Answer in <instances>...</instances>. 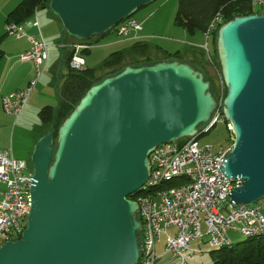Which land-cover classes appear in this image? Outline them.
<instances>
[{"label": "water", "instance_id": "obj_1", "mask_svg": "<svg viewBox=\"0 0 264 264\" xmlns=\"http://www.w3.org/2000/svg\"><path fill=\"white\" fill-rule=\"evenodd\" d=\"M156 0H50L77 41L104 37ZM235 142L222 171L244 186L230 204L264 199V13L221 26L217 41ZM219 104L211 83L178 60L127 66L92 86L63 122L37 140L31 212L20 240L0 247V264H138L142 223L130 198L148 180L160 144L199 137Z\"/></svg>", "mask_w": 264, "mask_h": 264}, {"label": "built area", "instance_id": "obj_2", "mask_svg": "<svg viewBox=\"0 0 264 264\" xmlns=\"http://www.w3.org/2000/svg\"><path fill=\"white\" fill-rule=\"evenodd\" d=\"M254 7L264 9V0H251ZM222 23L218 15L210 24L207 39ZM39 27L38 22L34 23ZM141 24L134 18L120 22L114 31L121 38L137 37ZM7 34L17 38L27 36L16 23H8ZM31 47L20 56V61L31 63L35 72L29 86L3 98L4 111L20 116L43 73L48 46L42 37L29 36ZM93 44L76 43L70 66L76 71L85 70L81 52ZM219 122V113L212 122L199 130L207 133ZM233 146L216 150L212 145H200L197 137L162 144L150 154L151 170L145 189L136 200L142 223V256L138 264H156L168 255L171 262L191 264L201 248L193 246L208 238L214 248L233 246L231 232L246 239L264 236V199L254 205L230 204V194L245 182H232L222 171ZM178 182L171 184L172 182ZM0 183L6 186L0 192V246L20 240L31 211V168L26 161L16 159L9 150L0 152ZM157 188V189H156ZM175 232H172V230ZM165 240V253L159 255L157 247Z\"/></svg>", "mask_w": 264, "mask_h": 264}, {"label": "crops", "instance_id": "obj_3", "mask_svg": "<svg viewBox=\"0 0 264 264\" xmlns=\"http://www.w3.org/2000/svg\"><path fill=\"white\" fill-rule=\"evenodd\" d=\"M21 1L22 0H0V152L8 150L9 138L11 136V143H13L11 149L13 154V148L15 147V143L13 141L15 140V134L13 133V130L15 132L18 128H21L22 130H29L31 138H33V134L36 131L38 132V135L32 145L26 141L20 145V147L23 149L22 151L19 149L18 158L19 160H24L23 158L25 156L31 154L30 151L32 150L35 142H37L39 138L47 134L50 130V126L44 125L41 122L39 118V112L45 106L58 108L60 104L62 85L69 73L67 60L71 53L72 45L70 41L65 40L61 24L58 22V20H56L48 8H39L33 17L24 23L19 24L27 36L22 38L7 36L5 34L7 17ZM36 21L39 24L38 28L34 26ZM189 35H192V41L201 44L198 34L189 33ZM29 36L42 37L49 46V49L47 60L43 66L42 76L36 84L29 102L24 108L22 114L16 117L7 114L4 111L2 100L11 93L26 89L34 77L35 69L33 64L20 61V56L28 51L31 47V44L28 40ZM116 36L119 37L117 34ZM126 40L131 42V46L115 52L124 53L125 60L129 64L137 63L140 59L142 60L144 58L142 52L136 50L134 47L138 42H140L141 45L148 46V54L152 58L154 57V60H164L166 57L165 53L161 52L158 48L145 41H142L140 39V35L133 38L128 37ZM164 52L170 53V51L167 50H164ZM159 54H161L162 57H158ZM110 56L111 55H109V57ZM203 57L204 54L202 55L200 52L197 53L192 59V64L199 62L203 59ZM30 124H33L30 129L20 127L30 126ZM3 132H6L7 134L6 140H3L1 137ZM0 185L4 184L0 183ZM5 189H0V192H3ZM172 232H175V230L173 229ZM163 241L164 240H162V243ZM202 242L205 243L204 241ZM162 243L159 245H162ZM198 245L199 244H197V247H194L200 248ZM161 250L163 253L160 255L165 253L164 245Z\"/></svg>", "mask_w": 264, "mask_h": 264}, {"label": "trees", "instance_id": "obj_4", "mask_svg": "<svg viewBox=\"0 0 264 264\" xmlns=\"http://www.w3.org/2000/svg\"><path fill=\"white\" fill-rule=\"evenodd\" d=\"M49 1L50 0H22L19 5L9 13L6 23H24L25 21L33 17L39 8H48ZM177 2L178 8L174 20V25L176 27L185 29L190 34L202 33L207 36L209 26L212 21L218 15L222 16V23L210 36V39L212 38V44L214 46L215 52L214 57L211 56V60L214 61V63L216 62V64L217 59L219 58L217 57V41L219 29L221 28V26L237 17L263 13V10H261L260 12L255 11V7L251 5V0H177ZM63 35L65 40L73 42H84L70 38L65 32L63 33ZM97 38L100 37H95L91 40H97ZM210 39L208 38V41ZM134 47L136 50L142 52L144 57L142 60L140 59L137 63L129 64L125 60L124 53L115 52L112 53L111 56L104 61L102 67L96 71L87 68L84 71H76L72 69L70 66V60L73 55V50H71V53L68 56L67 60L69 73L62 85L61 101L58 108L45 106L39 112V118L41 122L44 125L50 126V130L48 131V133H51L53 135L55 145L57 144L58 140L59 128L68 118V116L74 111L75 107L79 104L81 99L92 86L101 83L103 80L110 76H114L120 73L127 66L139 67L144 65H153L159 61H180L179 51L175 53L165 52L166 57L164 60H154L148 54L147 45H141L140 42H138ZM88 53H90L89 49H85L82 51V55H86ZM101 71H106L109 73L108 75H106V77H101L97 80V82H95L97 72ZM222 108L223 102L219 103L218 110L220 112V115L222 113V116H224ZM226 124H230V122H227ZM215 127L216 126H214V128ZM206 134L208 133L200 135V138ZM173 183L177 184L178 182H172L171 184ZM136 197L137 195L133 196L132 199L134 200L136 199ZM211 254L213 255V264H264V236L246 239L242 242L233 244V246L231 247L213 250L211 251Z\"/></svg>", "mask_w": 264, "mask_h": 264}, {"label": "rangeland", "instance_id": "obj_5", "mask_svg": "<svg viewBox=\"0 0 264 264\" xmlns=\"http://www.w3.org/2000/svg\"><path fill=\"white\" fill-rule=\"evenodd\" d=\"M177 8H178L177 0H156L152 4L140 8L138 12L133 16V18H135L139 23H141V26L143 28L142 31L139 33L140 39L142 41L151 44L152 46H155L163 53H165L164 50L170 51L172 53L179 51L181 53L180 61L189 64L192 63V59L194 56H196L197 53L200 52L202 53V55L204 54L203 59L200 60L199 62H196L195 65L194 64L193 65L196 68L200 69L205 74L207 80L210 81L211 83L212 94L217 98L219 103H222L227 94V87L224 83V78H223L219 58L217 59V64L216 62L214 63V61L211 60V56L214 57L215 55L214 46L212 44V38L208 41L207 36L205 34L204 37L203 34L197 33L200 38L201 44L192 41L191 38L192 35H189V33L185 29L176 27L174 25ZM254 9L257 12L261 11L260 6H257ZM5 34L9 36L7 34L6 28H5ZM126 39L128 38L121 39V37H117L116 32L113 29L111 33L105 35L104 37L97 38V40L94 39L84 42H73V41L70 42L72 46L76 43H85L87 45L93 44L92 48L89 49L90 53L86 55H82L81 52V55L85 60V65L87 69L96 71L102 67L104 61L109 57V55H111L115 51H119L131 46V42L127 41ZM73 54H74V50H73ZM158 57H162V55L159 54ZM108 73L109 72L106 71L97 72V75L95 77V82H97V80L100 79L101 77L102 78L106 77ZM227 122L229 121H226L224 116H222L220 118V121L215 125L216 127L214 128L213 126L207 132L208 134L202 136L201 138L199 135L198 139L200 145L201 146L212 145L215 147L216 150H219L221 147L223 148H227L228 146L234 147L235 136L232 131L233 126L231 124H226ZM32 125L33 124H30V126H20V127L30 129ZM13 133L15 134L14 136L15 140H13L15 143L14 144L15 147L13 148V155L15 158L19 160L18 158L19 149L20 151H22L23 149L22 147H20V145L23 144L25 141L32 145V143L34 142L35 138L38 135V132L35 131V133L33 134V138L30 137L29 130H22L21 128H18L16 132L13 130ZM1 137L3 140H6L7 138L6 132H3L1 134ZM11 146H13V143H11V136H10L8 150L12 151ZM32 150L30 151L31 154H32ZM31 154L25 156L23 159L25 161H29L31 159ZM5 188L6 187L4 185H0V189H5ZM230 237L234 244L246 240V238L242 237L239 233H235V232H231ZM198 242L194 243L193 246L197 247V244H199L198 246L202 249L203 253L197 254L196 258L193 261H191V264H213V255L211 254V251L217 250L218 248H214L209 243L208 238L205 239L204 241L205 243L203 242L198 243ZM164 243L165 240L163 241L162 245L158 246L159 255L163 253L161 249L163 248ZM156 264H178V263L171 262L170 257L166 255L163 256Z\"/></svg>", "mask_w": 264, "mask_h": 264}, {"label": "bare ground", "instance_id": "obj_6", "mask_svg": "<svg viewBox=\"0 0 264 264\" xmlns=\"http://www.w3.org/2000/svg\"><path fill=\"white\" fill-rule=\"evenodd\" d=\"M50 10V9H49ZM261 10H263V13H264V9H262L261 8ZM256 14H261V13H256ZM130 18H133V17H130ZM125 19H129V18H125ZM125 19H123V20H125ZM135 19V18H134ZM57 20V19H56ZM122 20V21H123ZM121 21V22H122ZM228 23V22H227ZM220 30V29H219ZM95 38V37H94ZM44 40V39H43ZM46 43V42H45ZM47 44V43H46ZM48 46V45H47ZM48 49H49V46H48ZM172 61V60H171ZM85 70H86V67H85ZM84 71V70H83ZM29 86V85H28ZM25 90V89H24ZM20 91H23V90H20ZM17 92V91H16ZM12 94V93H11ZM225 100V99H224ZM29 102V101H28ZM218 102V101H217ZM224 102V101H223ZM28 104V103H27ZM218 104H219V102H218ZM2 106H3V104H2ZM27 106V105H26ZM219 107V106H218ZM4 109V108H3ZM224 112V111H223ZM217 113H219V121H220V118H221V115H220V112H219V110H218V108L215 110V112L213 113V115H212V117H211V119H210V121H208L206 124H203V125H201L200 127H199V130L202 128V127H204V126H206V125H208V124H210L211 122H212V120L214 119V117L216 116V114ZM22 114V113H21ZM224 118H225V116H224ZM226 120V119H225ZM186 138H189V137H186ZM183 139H185V138H183ZM183 139H181V140H183ZM181 140H179V141H181ZM179 141H175V142H179ZM170 143H173V142H170ZM164 144H168V143H164ZM160 145H162V144H160ZM231 145V144H230ZM159 146V145H158ZM157 146V147H158ZM156 149V148H155ZM154 149V150H155ZM153 150V151H154ZM6 151V150H5ZM9 151H11V150H9ZM152 151V152H153ZM12 152V151H11ZM151 152V153H152ZM150 153V154H151ZM227 159V158H226ZM23 161H25V160H23ZM31 161V160H30ZM149 161H150V155H149ZM226 161V160H225ZM27 162V161H26ZM28 163V162H27ZM225 163V162H224ZM28 165L30 166V168H31V178H32V173H33V166H31L29 163H28ZM223 168V167H222ZM150 170H151V163H150ZM149 176H150V172H149ZM148 180H149V177H148ZM148 180H147V182H148ZM147 182L145 183V185L143 186V189L138 193V194H136L137 196H139L140 194H142V193H150V192H153L155 189H145L144 187L146 186V184H147ZM32 186H33V180H32ZM32 188V187H31ZM157 189V188H156ZM137 198V197H136ZM131 200H133L132 199V197L130 198ZM133 201H135L136 203H137V200L136 199H134ZM138 204V203H137ZM138 207H139V205H138ZM31 212V211H30ZM138 219L140 220V217H139V209H138ZM28 220H29V217H28ZM11 242H15V241H11ZM9 243V242H8ZM6 244V243H5ZM3 246V245H2ZM1 247V246H0Z\"/></svg>", "mask_w": 264, "mask_h": 264}, {"label": "flooded vegetation", "instance_id": "obj_7", "mask_svg": "<svg viewBox=\"0 0 264 264\" xmlns=\"http://www.w3.org/2000/svg\"><path fill=\"white\" fill-rule=\"evenodd\" d=\"M31 166H32V164H31V161L29 160V161H27Z\"/></svg>", "mask_w": 264, "mask_h": 264}]
</instances>
